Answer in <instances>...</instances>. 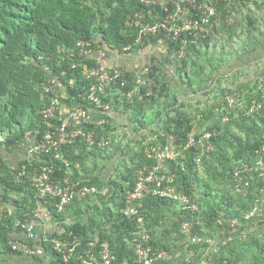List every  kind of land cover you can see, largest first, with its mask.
<instances>
[{"label": "trees", "instance_id": "obj_1", "mask_svg": "<svg viewBox=\"0 0 264 264\" xmlns=\"http://www.w3.org/2000/svg\"><path fill=\"white\" fill-rule=\"evenodd\" d=\"M237 1L241 7L249 5L250 8L254 7L257 12L264 11V0ZM169 4L170 7H173V0H170ZM222 7L223 5L220 4L218 9ZM150 9L154 10V13L161 12L163 14L164 12L160 5L149 8L141 0H0V148L3 147L9 151L14 147L28 149L30 145L27 140L28 133H31L34 139L42 137L48 128L43 121L42 111L52 103L53 97L61 95V92L58 91L55 93L45 91V84L47 85L51 77L58 80L65 96L62 97L63 102L68 106H73L76 102L91 105V102L86 100L85 91L92 80L86 78L80 67L71 68L70 63L74 59H79L80 62L85 61L93 65L96 61L92 57L79 56V42H91V46L95 49H98L99 45L118 51H124L125 47H129L125 51L126 53L134 52L143 45L157 44L161 34L144 36L142 44L138 42L137 25H128L127 23L129 20L135 19L137 12L144 13L146 21L152 20ZM191 9L193 13L198 11V9ZM227 14L226 11L223 12L220 21L224 35L223 40L219 39V41H222L224 45H226L227 38L230 37L229 41L235 39V24L224 22V17H227ZM259 24H261L259 19L254 17L249 19L247 26L249 30H255L260 28ZM183 36L188 35L184 34ZM215 38L216 35H213L208 38L201 37L196 42L189 41L186 55L181 58L182 61L178 64L179 71L184 73L181 75L187 78L189 87L194 88L195 83L192 82L193 78L187 74V67L193 63L196 68L205 69L197 64V60L193 62V56L200 59L202 52L208 51V45L215 41ZM263 40L264 32L260 40H256V44L250 50L245 51L243 56L236 54L233 56L234 60L230 58L232 62L227 59L224 64L220 62L222 64L216 66V69H219L217 70L219 76L225 73L222 71L228 69L222 68V66H232L227 71L230 73V70L232 71L235 65L243 63L245 58L250 59L249 54L258 49ZM168 43L169 52L180 48L178 42L169 40ZM227 52L230 53V51ZM223 58L225 57L219 58L220 61H224ZM230 63L233 64L230 65ZM246 63L250 65L252 62ZM156 70L157 68L153 66L149 76L159 81L160 79L155 73ZM128 72L125 69L127 77ZM262 72L264 73V69ZM128 81L129 78L127 85L120 91H109L108 96L104 98V101H109L112 104L113 110L119 109L123 95L131 91ZM252 85L254 87L250 86L249 92L245 94L244 102L250 101L257 95L255 82ZM186 87L189 89L188 86ZM154 90L159 91L158 93L162 96L168 89L165 84L162 88L156 87ZM142 92L146 94L145 90ZM152 97L153 94L146 95L145 100ZM223 100L227 102L225 98ZM158 114L160 117L164 115L160 111ZM166 115V118L163 119L166 134L171 133L176 136V144L182 146L187 142L189 134L194 131V117L188 118L182 113H176V116H172L170 113H166ZM104 116L106 115L97 114L94 116V122L86 125L88 128L96 130L98 138L105 135L108 137L112 132L109 120L102 124L96 123ZM135 116L140 118L137 114ZM203 116L205 120L211 121L206 124L203 131L214 132L212 138L214 149L204 157L200 165L195 161L197 154L195 147H191L184 158L169 162L171 170L176 173L174 185L190 197L196 198L199 209L194 212L182 210L173 200L158 195H149L144 199L142 208V213L145 215L143 226L148 229L150 243L155 249L170 251L169 246L161 244L160 240L162 234L171 232L165 228L164 224L167 219H172L170 216L174 214V209H178L179 216L175 217L176 220L171 225L177 226L176 229L181 231V223L191 217L195 219L192 235L202 238L199 243L190 242L187 246L188 250H199L202 245H208L203 243L209 242L207 237L210 231H215L219 239L216 248L208 252L205 251L206 254L202 252V255L207 259L212 258L215 264H220L225 260L234 264L235 258L232 256L235 249L227 247L228 241H237L234 239L238 238L242 229L246 231L248 228L253 230L258 227L256 220H259L260 224L264 223V214L250 220L245 218V213L255 201L256 193L252 190L248 196L235 193L228 171L232 169L236 160L251 161L256 150L264 146V109L259 114L248 115L245 112L244 104L242 107L226 109L218 102L206 110ZM106 117L109 119L110 116ZM215 117L218 120H214ZM53 121L57 122L58 120L54 118ZM160 139L162 143L167 141L165 136ZM146 146H141L140 150L130 157L132 167L127 168V173L122 174V179L110 182L114 186H112L109 196H106L104 191L106 178L91 176V172L87 168L83 170L81 167L79 170L76 166L77 163L81 165V161L93 156L113 158L107 156L106 147L93 146L90 148L85 141L81 140L65 146V156L71 162V168L65 166L53 154L44 153L28 159L26 153L16 167L0 156V264H44L46 259H50L49 264H77L76 258L69 263L64 262L62 254L55 250L53 244L54 238L67 240L72 239L75 235L80 236L83 241L79 253L89 247L90 241L96 242V250H99L101 242L108 240L116 255L115 263L128 259L132 264H144L137 260L132 242L140 225L136 218L126 216L123 208L127 190L135 186L137 169L143 168L145 165L151 168L154 164L146 156ZM44 163L53 167L54 178H63L71 175L70 172L74 179L79 176L90 177L91 183L97 185L105 193L98 192L82 199H76L63 212L57 211L53 200L45 204L58 226L54 231L42 234L38 242L30 240L28 243L30 246L41 244L43 252L29 255L13 249L12 241L18 238L28 239L24 230L17 225V221L23 220L28 213H35L38 198L30 181L24 178L18 180L16 172L22 166L32 169L34 165ZM204 172L208 174V178H211L212 182L207 180ZM256 177L260 180L258 175ZM223 178L229 184L228 189L220 183ZM260 181L258 183L262 184ZM22 193L24 194L21 195ZM17 195H20V198ZM94 195H98L101 204L91 203V197ZM30 198L32 201L28 200ZM97 213L105 215L107 228L101 231L96 238L92 235L91 225L96 222L94 217ZM68 218H72V221L66 223ZM85 219L91 224L89 225ZM226 248L229 250L227 251ZM172 258L158 260L155 264H172L174 262ZM179 259L177 258L178 264L193 263V258L190 257V261H188L187 255L182 260Z\"/></svg>", "mask_w": 264, "mask_h": 264}, {"label": "built area", "instance_id": "obj_2", "mask_svg": "<svg viewBox=\"0 0 264 264\" xmlns=\"http://www.w3.org/2000/svg\"><path fill=\"white\" fill-rule=\"evenodd\" d=\"M147 7L152 8L160 5L161 12H155L150 9L152 20L146 21L145 14L137 12L135 19L127 21L128 25L136 24L138 27V42L144 43V36H161L158 43L170 50L168 41H175L180 44L178 50H172L173 54L182 58L186 55L187 47L190 42H196L201 37L208 38L216 35L220 40H223V35L215 33L216 26H220L222 13H230V9L234 4V0H173L174 6L170 7V0H141ZM260 1V0H257ZM220 4L223 5L218 9ZM198 9L195 13L192 9ZM226 21L229 24H235V18L230 13ZM188 36L184 37L183 35ZM190 38V39H189ZM91 42H79V56L92 57L95 59V64L91 65L85 61L80 62L79 59H74L70 64L71 68L80 67L86 78L91 79L92 83L85 91L86 100L91 102V105H83L76 102L73 106H68L63 102V89L60 88L56 78L51 77L45 84L47 93L56 91L61 92V95L53 97L52 103L43 111V121L48 126L41 138L34 139L31 133H28L27 140L28 158L38 157L41 154H53L55 158L61 160L65 166L70 167L71 162L65 156L64 148L67 145H72L77 141H85L89 147H107L110 144V138H98L95 129L88 128L86 125L94 122V116L105 114L110 116L113 110L112 104L109 101H104L109 91H120L127 85V75L125 70L120 66L109 67L100 61V58L95 57V52H101L102 56L105 51L99 45L98 49L91 46ZM129 47L124 48V53ZM74 54V53H73ZM101 57V56H100ZM256 89L255 95L250 101L244 102L245 94L240 90H233L226 94L225 99L229 107H242L246 114H259L264 109V73L260 72L255 80ZM125 94V93H124ZM125 95H130L128 92ZM61 96V97H60ZM101 117L96 123L102 124L107 121V117ZM57 118V122H54ZM214 132L205 130L189 134L188 140L182 146L167 141L161 145L146 146V156L153 161L151 168L145 165L137 173L135 186L127 190L125 197V206L123 212L128 217L136 218L140 225V229L135 233L132 240L135 256L138 261L144 264H155L158 260L172 258V254L167 249H155L150 243V233L145 228V215L142 213L144 207V199L149 195H158L163 198L173 200L177 203L180 209L196 211L199 209L196 198L190 197L183 190L174 185L176 173L171 170L169 162L178 161L179 158H184L191 147H195L197 154L195 161L198 165L201 164L204 157L214 149L213 138ZM33 164V162H31ZM185 169V168H183ZM72 175V172H70ZM231 177V184L235 193H241L245 196L249 195L250 190L255 191L256 198L254 203L245 213V218L250 220L264 214V146L256 150V154L251 161L236 160L232 169L228 171ZM67 175L57 179L53 177V167L47 164L34 165L32 169L27 166L18 168L16 178L18 180L27 179L35 189L38 201L43 205L48 204L50 200L54 201L58 212L65 211L76 199H82L90 194L103 192L97 185L91 183L90 177L72 178ZM259 176V179L256 176ZM258 181L262 182L259 184ZM106 192V190L104 189ZM103 192V193H105ZM38 210L35 213H28L23 220H18L17 225L20 226L27 240L15 239L12 241V247L15 250H20L25 254H38L43 252L41 244L30 246V240L38 242L40 237L35 232V222L40 216ZM193 221L186 219L181 223V232L188 234V243L186 246L193 243H199L202 239L192 235ZM82 238L75 235L72 239L54 238L53 244L55 250L60 252L63 260L69 263L72 259H77V264H132L128 259H124L115 263L116 255L108 240L101 242L100 249L96 250V242L90 241L84 251L79 253L82 245ZM79 253V254H77ZM195 254L189 250L187 260ZM198 264H215L212 258H207L198 262ZM220 264H230L227 260Z\"/></svg>", "mask_w": 264, "mask_h": 264}, {"label": "rangeland", "instance_id": "obj_3", "mask_svg": "<svg viewBox=\"0 0 264 264\" xmlns=\"http://www.w3.org/2000/svg\"><path fill=\"white\" fill-rule=\"evenodd\" d=\"M249 8V5L241 7L238 1L235 0L230 9V13L236 20L235 39L229 41L230 37L227 38L226 45H224L216 37L215 41H212L208 45V51L202 52L200 59H196L197 56H193V62L197 60V64L205 68L204 70H201V67L196 68L193 63L187 67L186 72L193 78L192 82L195 83L194 88L189 87L187 78L182 76L184 73L179 71L178 64L181 63V58L169 52L170 50L168 51L164 44L143 45L131 53L119 52L118 55L122 59L119 66L129 71L127 79L129 78L128 83L131 85V91L129 92L130 95H123L119 109L112 110L109 119L106 118L107 121L105 122L109 120L112 132L108 137L106 135L100 136L101 139L110 138L111 142L106 147V150L107 156H112L113 158H96L93 156L86 158L83 162L81 161L82 169L87 168L91 172V176L107 179L105 181L106 187H104L106 196H109L111 188L114 186L110 182L122 179V174L124 172L127 173V168L132 167L130 157L135 155V152L139 151L141 146L148 144L149 146H159L164 144L160 139L162 136H165L166 140L170 143L177 142L176 136L171 133L166 134L165 132L163 119L166 118V113H170L172 116H176V113H182L185 117H194V131L200 132L204 130L203 128L206 124L211 123V121L205 120L203 116L206 110H209V108L218 102L224 108L230 109L228 103L223 100L226 94L236 89L242 91L244 94L249 92L250 86H253L252 84H254L257 75L264 69V61L255 66L248 65L246 63L248 61H246L244 67L234 68L230 73H224L221 76L217 73L219 69H216V66L222 64L220 62L224 64L226 59L230 60L231 58L234 60L233 56L236 54L243 56L246 53L245 51L250 50L256 44V40H260L264 32V22L261 21V24H259L261 29L257 27L259 29L249 30L247 26L249 19L257 18ZM258 17L261 18L262 16ZM226 18L224 17V22H226ZM255 32L259 34L257 35ZM215 33L222 35L223 29L217 25ZM227 51H230L231 54ZM221 57H225L223 58L224 61H220L221 59L219 58ZM232 64L230 63V65ZM153 66L157 68L155 73L160 79L159 81L149 76ZM222 68L230 69L232 66L225 65ZM165 84L168 90L160 96L159 91L157 92L154 88L160 89ZM197 85L198 87H195ZM142 90H145L146 94H143ZM152 94V98L145 100L146 95L151 96ZM159 111L164 114L162 117L159 116ZM136 114L140 116L139 119L135 116ZM214 120H218V118L215 117ZM0 156L6 158L10 164L16 167L19 164L18 159L23 157V150L14 147L13 150L9 151L2 147L0 148ZM139 170L140 168L137 169V173ZM82 172L85 174L84 171ZM204 175L207 180L212 182V179L208 178L206 172H204ZM220 183L228 189L229 184L227 180L223 178ZM28 200L30 201V199ZM91 203L101 204L98 195L91 197ZM111 205L113 206V204ZM173 212L174 214L170 216L172 219H167L164 224L165 228L171 232L162 234L160 241L161 244L169 246L173 256L172 260H174L172 264H178L177 258L182 260L187 255V252H189L186 246L189 235L178 231L176 229L177 226L171 225L176 220L175 217L178 218L179 216L178 209H174ZM104 216L102 213L95 214L94 221L96 222L92 223L91 226L93 230L92 235L96 238L101 231L107 228ZM190 219L195 222V219L191 217ZM85 220L86 222L88 221L87 219ZM70 221H72V218L66 219V223ZM256 223L258 227H255L253 230L248 228L246 231H243L242 229L238 238L234 239L237 241H228L227 247L235 249L233 252L234 257L232 256V258H235L234 264H264V223L260 224L259 220H256ZM88 224H91L90 221H88ZM207 238H209V242H204L203 244L208 245H202L199 250H192L195 254L192 255L193 263L191 264H198L199 261L205 259L202 252H208L216 248L219 242L217 232L210 231ZM228 248H226L227 251L229 250ZM49 262L50 259H46L44 264H49Z\"/></svg>", "mask_w": 264, "mask_h": 264}, {"label": "crops", "instance_id": "obj_4", "mask_svg": "<svg viewBox=\"0 0 264 264\" xmlns=\"http://www.w3.org/2000/svg\"><path fill=\"white\" fill-rule=\"evenodd\" d=\"M250 9H252V11L254 12V14L257 16V18L259 19V22H261V21L264 22V11H262L260 13V12L255 11L254 10V7L250 8ZM228 16H230V13L228 14ZM258 16H262V17L260 18ZM102 49H104V51L106 52L105 55L102 56V53L101 52H97V51L94 54L95 57L100 58V61L102 63H104L105 65H107L109 67L119 66L121 64L122 59L118 55L120 51H118L116 49L108 48L106 46H103ZM249 55H250V59H247V58L244 59L243 60V63L246 62V61H248L249 63L252 62L250 64L251 66H255V65L261 64V62L264 60V40H263L262 45H260V47L258 49L252 51V53H250ZM243 63L238 64V66L235 65L233 68H237V67H240L242 65L245 66V64H243ZM227 71H228V69L225 71V73H228ZM230 72H231V70H230ZM21 149L23 150V157L21 159H23L25 157L24 154L28 153L27 152L28 150L27 149H24V148H21ZM21 159H18L19 162L21 161ZM76 166H77V168L79 170L81 169L80 163H77ZM81 173H82V171H81ZM23 194L24 193H22L21 195H23ZM17 196L20 197V195H17ZM30 201H32V198H30ZM12 209H13V207H12ZM36 209L40 213L39 214L40 216L36 219V222H35V232H36V234L39 235V237H40L44 233L54 231L57 228L58 223L54 221V218L51 216V214L47 210L46 206L43 205L41 202H39L37 200L36 201ZM68 219H71V218H68ZM22 236L25 237L24 234H22Z\"/></svg>", "mask_w": 264, "mask_h": 264}]
</instances>
